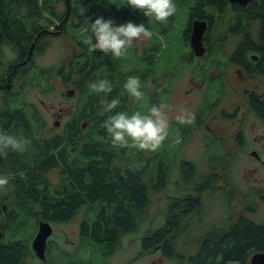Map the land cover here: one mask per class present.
I'll return each instance as SVG.
<instances>
[{
	"label": "trees",
	"instance_id": "1",
	"mask_svg": "<svg viewBox=\"0 0 264 264\" xmlns=\"http://www.w3.org/2000/svg\"><path fill=\"white\" fill-rule=\"evenodd\" d=\"M59 3H64V10L59 8ZM228 6L227 0H190L186 11L187 24L179 34L178 46L176 43L173 48L169 36L173 30L171 21L157 22V26L149 24L142 12L124 5V0H0V100L5 106L0 108V131L23 136L30 141L24 153L9 152L7 157H0V170L3 175L10 176L15 194L28 201L31 209H36L35 228L41 220L50 224L69 221L82 207H90V215L86 214L80 220L79 235L83 243H91L94 249L100 250V258L96 261L100 260L99 263L103 264L105 254L102 249L117 243L122 234L139 229L145 220L142 214L149 205V190L159 193L165 189L172 169L176 168L180 180L186 183L190 192L183 197H166L162 223L146 230L149 231L142 236L140 248L143 252L159 250L161 256L167 259L181 257L176 252V244L189 215L199 212L198 195L210 188V183H213L212 180L210 182L211 175L196 177L194 164L184 158L178 159L181 147L190 136L184 125L180 129L183 136L173 146L167 148L163 144L156 154L146 159L136 149H119L111 145L102 125L112 113L104 112L103 104L105 100L118 97L120 107L115 111H126L131 115L130 101L120 96L115 84V75L118 72L120 75V70H116L121 65L119 59L106 56L99 50L88 53L83 43L90 35L85 31V19L91 18L90 22H94L96 18L103 17L115 22L117 18H123L124 24L133 22L137 25L143 21L150 31L158 33H154V45L143 60L145 63L155 62L153 67L166 73L170 67H175L170 66L174 59L184 58L187 63L191 62L185 58V54L177 51L185 46L189 53L184 52L193 56L188 21L207 18L209 25H212L215 22L212 21L214 14L219 13L217 18L221 17ZM81 9H86L83 16ZM249 11L264 20V1H253ZM51 24L61 25L81 49L70 62L57 68L55 74H61L63 79L68 80L74 76L80 77L81 83L78 84L80 98L72 122L62 132L44 138L36 133L39 118L31 108L27 110L22 95L28 89L40 88L44 93L50 90V78L55 75L48 71L44 75L43 71L37 69L34 60L43 53L44 38L48 33L45 26ZM261 25V39L264 40V21H261ZM234 26L229 23L227 31L233 33ZM6 49L14 53L13 58L5 59ZM252 51L261 53L263 57L260 63L251 64V67L263 68L264 50L252 44L248 35L231 54L230 60L240 61ZM103 73L106 74L104 77ZM153 74L156 75L157 71H153ZM103 78L112 82L113 92L107 97L90 93L89 83ZM204 115V109H200L195 122L186 128L191 130L197 126ZM82 123L85 125L82 126ZM204 142L207 143L205 138ZM215 146L217 143L211 141L205 145V151L215 154ZM207 155V167L219 164L220 153L215 154L218 155L216 159ZM116 161H120L119 167H115ZM130 166L134 167L130 170ZM53 168H59L58 185L51 184L43 176ZM16 227L11 232H5L8 238L5 242H2L5 235L0 230V264H26L25 258L30 253L26 236L32 233H24V221ZM260 251H264V221L240 218L228 232L217 227L206 231L199 239L195 255L188 257V263L245 264L253 253ZM77 263L88 264L82 256ZM51 264L63 263H53L51 259Z\"/></svg>",
	"mask_w": 264,
	"mask_h": 264
},
{
	"label": "rangeland",
	"instance_id": "2",
	"mask_svg": "<svg viewBox=\"0 0 264 264\" xmlns=\"http://www.w3.org/2000/svg\"><path fill=\"white\" fill-rule=\"evenodd\" d=\"M174 2L177 6V12L168 20L171 21L170 25L173 29L171 35L169 32L173 48L176 43L178 46L177 40L180 37L179 34L182 32V28H184L187 21L186 11L190 0H174ZM58 6L64 10V3H59ZM226 17L222 16L221 19L225 18L227 21H221L219 20L220 18L214 20L213 26L208 31L209 34L215 35L212 38L211 45L217 47V52L221 56H218L215 60H219L218 66L215 63V66H210L205 72V77L216 72L224 74L222 91H224L225 95H223L222 99L219 100L220 102L218 101L216 105L209 101L208 104H203V107H200L204 100L205 89H209L206 82L202 84L204 88L196 87L195 85L197 82L200 83L202 81L200 73L202 70H197V68L203 64V60L195 58L187 63L183 60L184 58L174 59L172 61L174 63L170 62L172 63L170 66L175 65V69L171 71L170 67L166 73L161 72L157 67L154 68L153 64L155 62L145 63L143 59L150 53V48L152 49L154 45V38L136 42L129 49L128 57L126 59H119L121 65L119 68H116V70H120V75L119 72L115 75L117 77L115 84L118 87L120 96L124 100L130 101V114H133L135 111L146 113L154 105H167L165 111L169 119L170 128L168 137L163 142L167 148L173 146L177 142V139L183 136V132H180L182 124L177 122L175 117L183 112L194 113L196 116L200 109H204V113L206 112V116L209 119L199 122L191 130L186 128L189 124H183L186 133L190 136L178 154V159L184 158L194 164L196 177H205L208 173H213L214 169L211 168H215L219 172L218 163L213 167H207L204 137H213L211 139H216L217 144L220 142L223 144H226V142L229 144L233 143L232 134L236 128L235 124L227 118H223L221 112H230L236 105L243 106L244 91H249V88L255 87V83L259 84L258 88H256L258 91H262L264 86L261 77L254 80L249 79L246 81V85L243 84V81L236 75V67L232 63H229V59L226 56L231 49L233 37L227 31L229 15ZM147 19L149 24L159 25L157 22L155 23L154 19H149L148 17ZM114 24L117 26L124 24L123 18H117ZM255 24H252L250 28ZM45 28L48 30V33H46L44 38L45 46L43 53L37 55L34 61L37 69L43 71L44 75L48 71L49 74H54L55 76L52 75L50 78V90L48 92L44 93L40 88L28 89L22 95L27 103V110L31 108L39 118L40 123L38 128L35 129L36 133L44 138L62 132L66 125L72 122L80 98L78 84L81 83L80 77L74 76L68 80V78L63 79V75L59 73L58 76L55 74L58 70L57 68L70 62L80 52L81 49L77 46L76 41L69 33L63 31L61 25L58 27L51 24L45 26ZM166 29L168 28L166 27ZM155 35H158V33ZM165 48L168 49L167 43H165ZM177 51H179V54H185L184 56H186L187 54L184 51H188V49L182 46ZM13 57L14 53L6 49L5 59L9 60ZM206 60H209V58H206ZM153 71H157V74H153ZM108 72H111V70H108ZM103 74L104 77L106 74ZM131 76L140 79L142 84L141 90L145 94V101L136 103L129 99L128 93L124 89V84ZM81 77L84 78L83 76ZM70 90H73L71 95L67 94ZM207 95H210V93H207ZM99 101H101V98ZM210 103L209 109L208 105ZM4 107L3 101L0 100V108L3 109ZM244 120V149L238 150L232 155L231 153H226L225 156H231L228 158L226 164H221L220 166L223 182L231 185L234 191L232 190L231 195H227L228 192L223 189L219 190L218 188L207 190L205 194L204 192L199 193V195L202 194V197H200L202 207L199 212L189 215L184 225V231L176 244V252L181 257L175 256L167 259L161 256L159 250L143 252L140 248L142 236L149 231L146 232V230L152 227L155 228L162 223L166 197H183L190 192L186 183L180 180L178 169L173 168L165 189L159 193L149 190V205L142 214L145 220L141 223L139 229L131 233L122 234L117 243L102 249L105 254L103 264H189L188 257L195 255L200 237L206 231L215 227L228 232L232 223L239 216L245 217L247 204L255 203L257 211L253 218L256 222L264 221V203L260 201L262 194H264V168H261L264 166L260 167L258 165V167L252 163L253 158L249 154L252 149L260 148L261 154L258 151L259 155L264 159V149L261 148V144L253 141L255 135L262 134L264 124L257 117L250 114ZM140 153L146 159L152 157L157 151H140ZM219 159H222V157L219 156ZM120 164V161H116L115 167H119ZM0 175H3L1 170ZM43 176L51 184H59V168H53L43 174ZM7 192L11 194H9L8 199H5L6 194H0V220L2 221L0 230L5 235V232L15 230L16 226L24 221L26 224L24 233H27V235L32 233L29 237L26 236L30 244V253L25 258L26 264H51V259L53 263L78 264L77 262L81 256L84 257V260L88 264H100V260L96 261L100 258L98 254L100 250L94 249L95 246L91 243H83L79 235L80 220L86 214L90 215V207H82L69 221L51 223L52 234L47 240L45 250L46 258L49 260L43 261L34 255L31 248V241L38 227L37 225L35 228L37 220L35 216L36 209H31L28 201L15 194L11 181L9 182ZM2 205H4V208ZM7 239L5 235L2 238V242H5ZM230 264L240 263L232 262Z\"/></svg>",
	"mask_w": 264,
	"mask_h": 264
},
{
	"label": "clouds",
	"instance_id": "3",
	"mask_svg": "<svg viewBox=\"0 0 264 264\" xmlns=\"http://www.w3.org/2000/svg\"><path fill=\"white\" fill-rule=\"evenodd\" d=\"M124 5L131 9L139 10L149 19L156 22L166 23L169 18L177 12L174 0H124ZM86 9H81L83 16ZM91 18L85 19L87 36L83 43L87 46L89 54L99 50L106 56L115 59H126L129 49L136 42L150 40L154 33L143 23L137 25L133 22L115 25L112 19L96 18L90 22ZM92 94H103L105 97L113 92V84L107 78L98 79L88 85ZM124 89L128 93L129 99L139 103L145 101V94L141 90L142 84L138 77L131 76L124 84ZM143 106V105H142ZM120 107V99L112 98L105 100L103 111L112 113L103 123L102 128L106 131L107 138L114 148H133L138 151L156 152L168 137L170 123L165 109L167 105L150 107L146 113L135 111L129 115L126 111H115ZM180 124H193L195 114L183 112L175 117ZM30 141L23 136H16L4 131H0V157H7L9 152L24 153ZM134 166H130L131 168ZM10 182L9 175H0V194H7Z\"/></svg>",
	"mask_w": 264,
	"mask_h": 264
},
{
	"label": "flooded vegetation",
	"instance_id": "4",
	"mask_svg": "<svg viewBox=\"0 0 264 264\" xmlns=\"http://www.w3.org/2000/svg\"><path fill=\"white\" fill-rule=\"evenodd\" d=\"M258 2L259 0H250L248 3H246L245 5H241L239 3H229V6L227 7V10L222 14V16L226 17L229 15V19H228V24H232V26H234V32L230 33L233 37L232 39V43H231V49L229 51V54L226 56L229 59V63H232V65H234L235 68V72L236 75L243 81V84L246 83L247 80L251 79H257L259 77H261V79H263L262 82H264V67L263 68H258V67H251V64L254 63H260L262 60V55L261 53H258L256 51H252V52H248L245 56L244 59L240 60V61H231L230 57L231 54H233V52L236 50L237 46L239 45V43H241L244 39L245 36L248 35L250 42L254 45H256L258 47V49H262V51L264 50V40L261 39V31H262V25H261V21L262 20L259 16L255 17L254 14L251 13V11H249L250 6L252 5V2ZM264 1V0H263ZM261 3V1H260ZM220 14H214V19L212 18V21L219 19L221 21H227L225 18L221 19V17H218ZM227 18V17H226ZM198 20H205L207 23V27L205 32L202 35V48H203V52L201 55L196 56L193 52V50L191 49V51L193 52V56L190 57L188 54L185 56V58L189 59V61L196 59L199 60H203V64L199 65V67L197 68V70H202L200 71L201 73V82H197L195 85L196 87H200V88H204L203 87V83L206 82L207 85L209 86V89H205V94L203 95L204 100L202 101L200 107H203V104H207V101H211V103L213 104H217V102L219 100L222 99L223 95H225L224 91H222V79L224 78V74H218L217 72L215 74H209L205 77V72L209 69L210 66H218L217 63H219L218 61H215L217 59L218 56H221L219 52H217V47H214V45H211L212 42V38H214L215 35H211L208 33V31L211 29V27L213 25H209V21L207 18H195ZM194 20V19H193ZM190 22V30H189V37L191 34V26H192V22ZM256 23V24H255ZM187 24V21L185 23V26ZM255 24L252 28L251 25ZM228 27V26H227ZM46 30V29H45ZM48 31V30H46ZM229 33V32H228ZM190 43V41H189ZM191 46V45H190ZM216 51V52H215ZM187 53H189V51H187ZM206 58L209 60H206ZM208 62V63H206ZM215 63V64H214ZM248 64V66H247ZM171 71H173L175 69L174 66H172V68H170ZM200 75V74H199ZM219 75V76H218ZM261 82V83H262ZM246 85V84H245ZM258 83H255V87L253 88H249L250 90H245V98H244V105H236L233 110H231L230 112H221V116L223 118H227L229 121L234 122L235 124V131L232 134V139H233V143L229 144L228 142H226V144L223 143H218L216 147V152L215 154L218 152L221 154L222 159H220L218 167H219V172H217V169L213 168L214 171L213 173H210V182L211 180L213 181V183L209 185V189H207L208 191L210 189H218L221 190H225L226 192H230V194L227 193V195H231L232 194V190L234 191L233 187L225 182H223L222 180V173L220 172V166L221 164L224 165L226 164L228 158H230V156L235 153L238 150L244 149V144H245V118L246 116H248L249 114L251 116H255L257 117L263 124H264V86H263V90L262 91H258L256 90V88H258ZM207 93H210V95H207ZM219 93V94H217ZM220 102V101H219ZM211 103L208 105V108L210 109ZM214 105V106H215ZM257 107H260V109H258ZM209 119L206 116V112L204 115V118L201 120V122H204L205 120ZM210 132V131H208ZM207 140V143L210 144L211 141H215L216 139H211L213 137L211 136H206L204 137ZM253 141L257 144H261V148L264 149V128L262 129V134H258L257 136L255 135L253 137ZM206 142H204V145H207ZM257 149V150H256ZM256 149H252L250 151V156L253 158V162L255 165H259L264 166V159L262 158L261 155H259V152L261 154V150L260 148H256ZM259 151V152H258ZM229 153H231L230 156H225ZM254 153V154H253ZM205 154H208L207 157L211 158V159H216V157L218 155H215L214 153H210L209 151L206 152ZM225 160V162H224ZM0 162H1V158H0ZM215 165H212V167ZM258 166V167H259ZM264 168V167H261ZM213 177V179H211ZM218 182V183H217ZM207 190H203L202 192H204ZM10 194V193H9ZM9 194L7 195L6 199H8ZM11 195V194H10ZM202 194L198 195L199 198V205L202 207L201 205V198ZM260 201L262 203H264V194H262ZM4 208V205H2ZM255 207V208H254ZM257 211V205L254 203L252 204H247L246 206V215H244L245 217L239 216L233 223L232 226L229 230H231L234 225L237 223V221L240 218H246V219H252L254 220L253 216ZM46 253V251H45ZM248 264V262H247Z\"/></svg>",
	"mask_w": 264,
	"mask_h": 264
},
{
	"label": "water",
	"instance_id": "5",
	"mask_svg": "<svg viewBox=\"0 0 264 264\" xmlns=\"http://www.w3.org/2000/svg\"><path fill=\"white\" fill-rule=\"evenodd\" d=\"M229 3H239L241 5H245L250 0H227ZM67 3V1H66ZM68 5V4H67ZM68 10V6H67ZM207 27V23L205 20L194 19L191 26V34L189 37L191 48L196 56H199L203 52L202 48V35L205 32ZM35 39V38H34ZM33 43L30 46L31 51ZM73 90L67 92V94L71 95ZM85 123H82L84 126ZM254 154V153H253ZM52 234V226L49 222L39 221L37 231L31 241V248L34 252V255L40 260H46V245L47 240ZM1 238V233H0ZM248 264H264V251L253 253L250 258Z\"/></svg>",
	"mask_w": 264,
	"mask_h": 264
}]
</instances>
